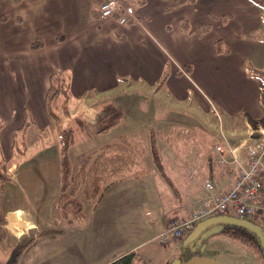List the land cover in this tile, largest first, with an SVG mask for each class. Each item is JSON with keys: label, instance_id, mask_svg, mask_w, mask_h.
<instances>
[{"label": "crops", "instance_id": "crops-1", "mask_svg": "<svg viewBox=\"0 0 264 264\" xmlns=\"http://www.w3.org/2000/svg\"><path fill=\"white\" fill-rule=\"evenodd\" d=\"M95 1L0 0L2 159L12 161L15 150L20 152L17 147L20 133L24 139L32 131L44 141V132L51 125L45 98L50 78L57 73L68 78V105L72 109L70 101L76 100L73 109L81 111L80 118L83 119L88 100L95 102L103 96L119 97L140 91L159 99L153 109L161 117L189 108L192 113H197L200 121L186 129L193 130L202 124L211 131V141L197 132L207 143V150L196 148L176 152L168 145V151L164 148L161 153L158 149L159 162L148 159V172L144 175L154 180L159 175L162 189L168 190L162 204L168 205L164 213L170 214L153 221L157 237L173 218H185L233 185L238 168L221 169L212 163L216 158L213 149L217 143L225 138L229 148L237 151L241 164H245L242 147L251 143L250 138L249 141L245 139L249 134L247 128L264 121V97L259 83L248 73L249 68L264 73V65L257 61L260 52L255 43L246 38L261 27L259 9L248 0H196L194 4L184 6H177L176 0H130L136 5L138 21L124 26L114 19H95ZM226 16L229 17L226 24L211 18ZM181 19L189 22L191 34L178 28ZM206 24H210L211 29L201 35L199 29ZM36 40L41 41L42 48L32 50ZM216 41L228 48L227 54L215 52ZM163 97L175 105L168 106L160 99ZM213 107L220 114L217 127L208 122ZM96 114H91L89 119L94 120ZM158 122L163 131L154 134L164 144L167 143L163 140L164 135L176 127H183L182 123L170 119L161 118ZM261 128L256 126L257 130ZM193 139H190L191 143H196ZM10 165L11 178L18 166L14 161ZM206 180L213 183V194L204 189ZM5 194L6 189L2 199ZM57 199L49 200L46 215L50 220L56 219L59 225L45 232L48 236L44 245L54 242L50 238L55 236L62 238L66 229L63 223L66 220L54 216ZM0 207L7 219V237L16 234L21 228L16 217L23 212L16 203L8 201ZM109 213L111 216L112 211ZM70 247L69 257L59 256L55 264H96L98 252L91 251L96 257L94 261H87L78 247ZM136 249L125 250L123 255ZM2 253L6 257L7 253ZM119 257L111 251L102 264H109ZM139 260L146 263L140 256Z\"/></svg>", "mask_w": 264, "mask_h": 264}, {"label": "rangeland", "instance_id": "rangeland-1", "mask_svg": "<svg viewBox=\"0 0 264 264\" xmlns=\"http://www.w3.org/2000/svg\"><path fill=\"white\" fill-rule=\"evenodd\" d=\"M251 41L255 43L257 52H260L257 58L258 63L264 65V44L259 38ZM160 99L168 106L175 105L174 102H168L164 97ZM158 100L154 99L152 94H145L142 91L125 93L119 97L105 98L103 96L95 102L87 101V110L83 113L84 119L80 118L79 112L81 111L73 109L76 102L73 98L70 101L72 109L67 104L68 116H62L61 101L54 103L53 109L61 115L63 128L73 130V144L67 152L73 171L77 170L78 158L81 155L98 152L103 146L114 143L121 136L128 138L135 136L149 140L152 135L151 131L153 133L163 131L158 122L161 118L182 123L185 127H176L170 134L164 135L163 140L167 142L166 144L157 140L156 146L161 153L164 148L168 151L170 147L176 152L186 149H202L201 143L204 139L211 141L209 136L211 131L209 132L207 127L200 123L198 128L186 129L192 124L197 125L200 121L196 112L192 113L189 108H183L173 112L172 115L161 117L153 109L155 101ZM213 108L210 111L208 122L210 126L217 127L219 125L213 116ZM105 109L107 112H103ZM117 110H121L122 113L120 122L107 132L97 134L94 120L89 119L90 115L110 113L108 120L110 122L112 118L118 116ZM256 126L264 128V121L250 124L247 131L250 133V130H256ZM55 127L53 123L48 127V130L44 132L43 142L42 139H38L35 132L30 131L24 139L23 134L20 133L17 137V147L20 152L15 150L14 158H12L18 169L11 178L9 168L12 165L6 164L8 167L6 176L9 180L5 183L6 194L4 199H0V204L3 203L4 206L7 201L10 204L16 203L17 208L23 212V214L20 213V217L18 215L16 217L21 228H18L16 234L7 237V243L12 248L24 246L16 264H49L50 261V264H55L59 256L60 258L62 255L65 258L69 257L71 245L78 247L87 261H94L96 257L91 251H96V254L98 252L96 264H102L103 258L111 251L117 256H122L125 250L133 247L137 248L134 253L146 262L140 261L138 264H174L183 239L164 245L159 244L155 239L154 219L159 220L161 216H168L170 213H164L168 205L162 204V198L165 199L168 190H163L160 176L158 175L154 180L151 176L144 175L148 169V156L143 159V166L140 169L143 173L139 174V170H134L122 182L112 183L113 185L103 189L96 199L86 200L82 191H78L76 196L82 203V220L72 219L70 223L67 219L63 222L64 228L66 227L64 236L62 238L55 236L50 238L54 242L43 244L48 236L45 232L59 225L55 218V220H50L46 215V205L49 200L58 198L59 194V137ZM197 132L203 133V140L199 138ZM248 135L245 139L250 138V141L258 137L256 133L252 136ZM190 139L195 140L196 143H191ZM242 148L244 151L246 146ZM3 154L4 150L0 147V160ZM241 154L244 158V152ZM121 195H124L123 198L118 200ZM12 197L14 199H11ZM109 211H112L111 216H109ZM60 225L62 226V223ZM191 244H194L195 249L200 250V257L210 258L222 264H260L253 250L227 237L222 232V226L218 224L203 230ZM2 251L0 250V264H4L8 256L7 254L5 257ZM53 259L55 261L52 262Z\"/></svg>", "mask_w": 264, "mask_h": 264}, {"label": "trees", "instance_id": "trees-1", "mask_svg": "<svg viewBox=\"0 0 264 264\" xmlns=\"http://www.w3.org/2000/svg\"><path fill=\"white\" fill-rule=\"evenodd\" d=\"M248 1L259 9L261 27L259 30L249 35L247 39L255 40L259 38L264 44V0ZM195 2L196 0H176V5L184 6L187 4H194ZM97 3L98 1L96 0V8ZM93 17L95 19L100 18L97 10L93 12ZM211 18L215 21L219 20L223 24H226L229 20L228 16ZM178 28L183 33H192L190 24L186 19L179 20ZM210 29L211 25L206 24L199 29V33L201 35L206 34ZM41 48L42 43L39 40H36L31 47L32 50H39ZM214 49L217 54H227L229 51L228 48L222 45L221 41H216L214 43ZM249 69V76L259 83L261 93L264 97V73L252 70L251 68ZM57 101H61L60 107L62 116H68L69 80L61 73L54 74L50 78V86L45 98V108L50 123L56 126V133L59 137V194L54 209V216L55 218L68 219L69 222L72 223V219L80 221L82 218V203L77 199L76 193L82 191L86 200L96 199L107 186L127 177V175L134 170L140 171L143 166V159L146 156H148V159L151 158L154 163L159 162L157 157L158 147L156 146L158 137L154 133H152L149 140L142 137L134 136L133 138H128L126 136H121L114 143L103 146L98 152L91 155H81L78 158L77 170L73 171L67 157L68 149L73 144V132L71 129L63 128L61 115L54 111L53 104ZM112 108L114 107L112 106ZM103 112H107V110L105 109ZM116 112L118 116L112 118L110 122L108 121L110 113L108 115H96L94 117L97 134L107 132L111 127L120 122L122 117L121 110H117ZM201 145L202 149H208L207 143L203 142ZM10 162V160H0V199L5 192V183L9 180L6 176V169L8 168L6 164L9 165ZM4 163L5 165H2ZM212 163L217 166L214 159ZM146 172H148V170ZM141 173L143 172L141 171L140 174ZM254 223L258 224L257 222ZM221 226L222 232L227 237L253 250L257 257V261L260 264H264V246L256 238L257 236L254 232L245 231L240 229V227L228 224H221ZM6 228V215L0 207V249L8 254L4 264H16L21 249L24 246L12 248L7 243ZM186 238L187 237L183 239V243L179 248V255L175 260L180 264L201 256L200 250L195 249L194 244H191V242H186ZM139 262V256L134 252H130L113 260L109 264H138Z\"/></svg>", "mask_w": 264, "mask_h": 264}, {"label": "built area", "instance_id": "built-area-1", "mask_svg": "<svg viewBox=\"0 0 264 264\" xmlns=\"http://www.w3.org/2000/svg\"><path fill=\"white\" fill-rule=\"evenodd\" d=\"M97 11L100 19H114L119 25L135 24L138 21L136 5L130 0H98ZM213 114L219 122L220 114L214 108ZM254 133L258 137L246 146L244 165L241 164L237 151L229 148L225 138L214 146L215 163L220 168H238L233 185L209 203L197 207L185 218L171 220L166 229L155 238L159 244L181 240L198 223L213 217H233L264 225V128L252 129L249 135ZM204 189L210 194L215 191L210 180L204 182Z\"/></svg>", "mask_w": 264, "mask_h": 264}, {"label": "water", "instance_id": "water-1", "mask_svg": "<svg viewBox=\"0 0 264 264\" xmlns=\"http://www.w3.org/2000/svg\"><path fill=\"white\" fill-rule=\"evenodd\" d=\"M214 224H218V225L228 224L232 226H237L241 224V221L233 217H214L207 219L196 225L194 230L187 236L186 242H193L201 234L203 230ZM174 264H180V263L175 261ZM183 264H222V263H219L213 259L206 257H196L188 260Z\"/></svg>", "mask_w": 264, "mask_h": 264}, {"label": "flooded vegetation", "instance_id": "flooded-vegetation-1", "mask_svg": "<svg viewBox=\"0 0 264 264\" xmlns=\"http://www.w3.org/2000/svg\"><path fill=\"white\" fill-rule=\"evenodd\" d=\"M241 224L237 225L240 229L245 231L254 232L256 234V238L260 241V243L264 246V225L256 224L250 220H240ZM244 228V229H243Z\"/></svg>", "mask_w": 264, "mask_h": 264}]
</instances>
